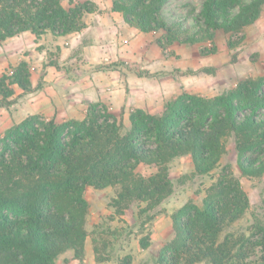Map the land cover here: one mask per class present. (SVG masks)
I'll return each mask as SVG.
<instances>
[{"label":"trees","instance_id":"1","mask_svg":"<svg viewBox=\"0 0 264 264\" xmlns=\"http://www.w3.org/2000/svg\"><path fill=\"white\" fill-rule=\"evenodd\" d=\"M167 0H111V9L142 32L161 31L166 45L212 40L221 30L235 34L260 16L264 0H202L192 31L164 14ZM62 0H0V42L22 31L36 37L45 32L65 35L84 27L87 2ZM230 45L232 43L229 42ZM57 67V64L54 63ZM115 63L106 67H113ZM214 73L211 66L201 68ZM138 75L147 70L133 69ZM13 85L22 96L40 87L30 82L28 63L20 61L0 74V106L15 102ZM128 127L98 102L88 103L85 116L64 121L28 115L0 135V264H55L70 251L82 264L89 205L86 187H113L108 206L116 214L134 207L140 230L162 201L184 184L218 167L232 137L240 175L264 174V75L247 77L219 94L206 97L182 91L167 100L161 113L134 108ZM189 156L193 169L172 180L169 164ZM151 168L140 173L138 167ZM237 177L223 165L207 188L201 205L187 201L170 213L172 236L159 248L153 264H240L245 257L240 238L221 233L248 208ZM115 239V231H111ZM251 236L263 251L264 212L253 214ZM250 237L247 238L249 240ZM94 258H109L92 239ZM150 245L149 232L138 239ZM118 264H131L126 254Z\"/></svg>","mask_w":264,"mask_h":264},{"label":"rangeland","instance_id":"2","mask_svg":"<svg viewBox=\"0 0 264 264\" xmlns=\"http://www.w3.org/2000/svg\"><path fill=\"white\" fill-rule=\"evenodd\" d=\"M201 1L167 0L164 14L172 21H180L185 29L192 31L194 29L193 17L198 12ZM70 2H87L89 5H95V9L97 8L96 0H62L65 7L71 5ZM109 2L111 5V0ZM131 37L133 41L130 52L131 60L124 62L106 58L100 62H93L90 69L93 73H106L115 70L121 74H119L120 78L123 75L127 77L130 84L135 85L127 98L131 106L136 104L134 100L138 98L140 92L147 91L148 101L151 104H158L157 108H151L150 113L153 114L161 113L165 102L182 91L210 97L234 87L238 81L244 78L264 75V6L259 18L241 31L230 35L218 30L212 40L204 42H174L166 45L161 31L142 32L135 27L132 28ZM107 42L113 43V40L111 41L109 38ZM128 43V38L122 40V46L128 45ZM112 47L109 45L107 51L112 53L114 51ZM111 63L116 65L111 68L106 67ZM205 66L214 67L216 71L214 73L201 71V68ZM135 68L142 71L147 70L149 77L145 75L146 78H141L136 75L133 72ZM75 71L70 74L72 79L81 75ZM123 84L126 86V90H129L128 83ZM110 89L109 87L104 88L105 91H110ZM158 100L159 102H157ZM141 102L142 99H139V103ZM130 111L124 121L111 114L118 120L120 119L126 129L129 124ZM225 146L226 150L218 167L210 173L193 180L190 179L184 184L176 183L174 192L156 208L152 220L145 225L146 230L143 232L135 223L136 209L134 207L126 210L123 214H116L113 208L108 206V201L115 193L113 187L103 189L86 187L84 196L89 205L85 220L87 244H89V239L91 241V238L94 237L97 245H100L101 248L102 241L108 240V243L101 248V253L108 255L109 258L97 262L88 252L82 264H118L117 259L126 254L131 255V264H153L159 248L173 234L170 213L187 201L201 205L207 188L216 179L223 165H228L229 171L238 178L247 195L249 206L240 218L223 229L220 239L228 234L233 235L235 239L240 238L237 246L242 244L245 254L240 264H257L263 251L259 246L254 245L255 238L251 236V232L253 214L262 215L264 212V174L260 178L240 175L232 137L226 140ZM192 169L189 156L178 157L169 164V176L174 181L175 179L179 180L181 175L189 173ZM138 171L145 174L150 172L151 168L142 164L138 167ZM111 231H115L117 239L114 238ZM145 232H149L150 245L142 249L138 239ZM248 237H250L249 240H247ZM70 255V251L67 254L59 255L55 264H79L76 259L70 258Z\"/></svg>","mask_w":264,"mask_h":264},{"label":"crops","instance_id":"3","mask_svg":"<svg viewBox=\"0 0 264 264\" xmlns=\"http://www.w3.org/2000/svg\"><path fill=\"white\" fill-rule=\"evenodd\" d=\"M109 1L96 0L97 8L83 14L85 26L79 31L62 36L45 32L36 37L26 30L0 42V74L20 61H25L30 69L31 86L40 84L37 90L22 96H17L21 88L12 86L14 94L11 97L16 100L8 107L0 106V135L13 123L32 114H38L45 120L52 118L57 122L67 118L81 119L85 116L88 103L105 105L108 112L120 117L122 121L134 107L149 112L151 108H157L158 104L148 101L147 91L140 92L134 100L136 106H131L127 98L135 85L132 86L124 75L120 78L119 71L93 73L90 69L93 62L106 58L124 62L132 59L130 52L134 27L127 24L119 12L111 9ZM109 38L113 43L107 42ZM125 38H128L129 43L122 46ZM109 45L113 46L112 53L107 51ZM73 71L81 75L72 79L70 74ZM140 77L146 78L149 75ZM123 83H128L129 90H126ZM106 87L111 88L110 91H105ZM139 99H142L141 103ZM92 239L94 237L87 244V236L85 238L84 257L88 252L94 257Z\"/></svg>","mask_w":264,"mask_h":264}]
</instances>
